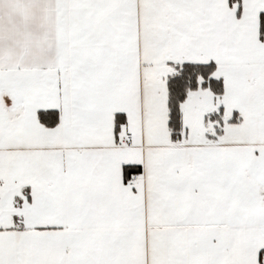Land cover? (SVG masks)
Listing matches in <instances>:
<instances>
[{
  "label": "snow or ice",
  "instance_id": "1",
  "mask_svg": "<svg viewBox=\"0 0 264 264\" xmlns=\"http://www.w3.org/2000/svg\"><path fill=\"white\" fill-rule=\"evenodd\" d=\"M0 264H264V0H0Z\"/></svg>",
  "mask_w": 264,
  "mask_h": 264
}]
</instances>
